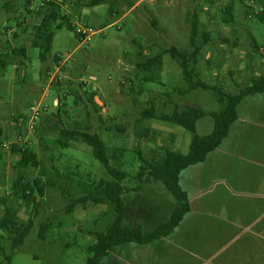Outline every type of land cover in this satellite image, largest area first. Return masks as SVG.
<instances>
[{"label":"rangeland","instance_id":"1","mask_svg":"<svg viewBox=\"0 0 264 264\" xmlns=\"http://www.w3.org/2000/svg\"><path fill=\"white\" fill-rule=\"evenodd\" d=\"M136 1L138 0H104L95 5L96 8H91L97 11L98 19L84 13L79 16L81 11L73 9L78 16L70 15L69 19L75 17L80 25L89 26L97 32L88 42H83L73 30L61 25L54 31L51 49L45 61L39 58L38 48L35 46L27 47L25 59L23 56L14 58L0 54V61L4 63H18L23 59V64L16 71L12 64L3 66L0 63V80H10L13 73L16 76V82L3 83L6 92H0V199L11 191L17 195L21 187L17 185L21 182L20 179L28 181L38 177L45 183V194L39 207L34 208L32 203L19 201L14 195L10 197L9 202L14 206L17 222L24 224L31 218L33 227L19 242L17 249L12 248L8 235L0 231V264H85L86 258L91 255L85 247L40 238V224L76 222L82 228H87L91 221H95L92 227L94 232H103L113 219L114 207L110 201L91 204L83 210L76 207L73 213L62 211L71 203L70 196L80 195L77 183H81L82 188L86 184L92 186L99 180L107 179V176L99 161L92 156L91 148L81 140H69L67 147L61 146V141L66 140L60 135L61 129H82L87 125L99 127L96 132L105 145L107 156L115 154L112 164L134 174L138 167L134 149L144 150L143 146L147 142L158 146L163 142H170L167 134L144 127L163 126L192 138L190 131L177 124L140 118L139 112L148 108L150 101L154 105L163 101L165 106H157V112L166 113H170L174 109L171 106L178 102H194L198 108L210 112L219 111L223 107L224 104L216 100L211 90L198 88L185 95L177 93L175 89L184 88L186 84L180 67L168 53L162 55L161 69L155 68L153 73L136 67V63L170 46L191 51L189 15L192 12L199 17L200 34L196 44L203 46L206 42H203L202 34H208L207 43L213 40L210 44L217 46L206 48L212 54H200V51L197 54L193 69L199 79L216 84L232 94L249 83L251 78L264 72H258L260 66L264 68V51L261 52L253 43L255 40L264 46V23L255 16L264 15V0H171L169 4L163 0H140V4L130 10V6ZM228 4H232L231 21L224 19L223 10ZM111 5L113 12L110 13L107 7L110 8ZM153 21L156 23V30L151 23ZM10 25L17 28L13 19ZM222 45H226V48L222 49ZM54 56L60 59V73L64 83H67L65 87L48 84L49 76L54 70L53 65L59 64L57 59L52 61ZM149 77L153 81L147 80ZM121 80L125 83L121 84ZM82 84L84 89L80 92ZM62 92H66V96H62ZM91 92L104 103L108 112L101 115L98 109H94L89 103ZM56 94L61 95L64 106H52V100L57 98ZM43 104L48 112L36 120L34 131L24 139L27 120L31 115L29 106ZM181 106L176 108L180 109ZM14 117L24 120L21 128L23 137L17 135L20 128L15 125ZM138 119L139 122H136ZM203 121V124L197 122L196 131L210 132L211 119ZM118 125L125 126L127 131L118 134ZM135 128L140 129L138 134ZM17 139L18 143H13ZM122 140L125 141L121 146L124 151L117 148ZM2 144L7 146L3 147ZM13 146L30 148L35 153L38 165L17 167L19 152L11 151ZM160 151V147L156 151L148 149L144 156L158 157ZM187 152L188 148L180 151L183 154ZM125 182L130 186L140 183L132 177L125 179ZM46 184L52 186L46 188ZM161 185L165 195L174 202L164 184ZM165 203L162 200L164 208ZM75 206L79 204L73 208ZM78 216L82 219L79 220Z\"/></svg>","mask_w":264,"mask_h":264},{"label":"crops","instance_id":"2","mask_svg":"<svg viewBox=\"0 0 264 264\" xmlns=\"http://www.w3.org/2000/svg\"><path fill=\"white\" fill-rule=\"evenodd\" d=\"M25 1L27 0H0V54L15 58L17 56L15 49L20 46L24 48L23 59H25L27 47L34 46V31L41 23L45 9L35 11L29 9L28 5V9H26V6L23 5ZM56 1L61 4L62 10L73 11L75 9L81 11L79 16L84 13L95 19L99 18L97 11L91 9L97 6L88 5L89 0L86 2L80 0ZM163 2L169 4L171 0H163ZM27 3L29 4V2ZM139 4L140 0L132 4L129 9L132 10ZM24 9H26L25 12ZM107 10L110 13L113 12V6L107 7ZM21 12L24 13H22L23 17H20ZM67 14L68 16L77 15L75 12ZM12 19L15 20L17 28L10 25ZM210 43L206 42L200 47V54L202 52L212 54V51L206 50V48L217 46ZM253 43L258 46L261 52L264 51L263 45L256 43L255 40ZM225 48L226 45H222V49ZM213 54H215L214 51ZM23 59L18 63L16 61L4 63L2 60L0 63L3 66L12 64L13 70L16 71L23 64ZM55 59L57 57L54 56L52 61ZM262 70L264 68L260 66L258 72H262ZM259 74L251 79H256L263 73ZM8 81L16 82L14 73L10 80H0V92H6L3 83ZM80 86L79 91L83 92V84ZM89 101L101 115L103 112H108V109L105 110L104 103L99 101L94 92H91ZM130 102L132 103V100ZM186 103L188 104V102L174 103L171 108L181 110L187 105ZM189 104L194 105L195 103ZM161 105L165 106V103L161 101L158 105H154L150 101L146 109H154L158 116L161 113H166L157 112V106ZM178 106L181 108L177 109ZM146 109L143 108L139 112L140 118H152L141 115L142 111ZM204 112L209 113L210 111L204 110ZM236 114V119L231 123L226 136L218 147L208 153L202 162L190 165L180 172L179 184L189 196V210L183 215L174 230L169 235L148 243H125L114 249L99 264H264V91L242 97L236 106ZM206 118L210 119L208 116L203 117L198 120V124L200 122L203 124V120ZM100 119L102 121L101 116ZM152 119L161 120L159 118ZM136 122H139V119ZM98 128L87 125L78 130L97 134ZM144 128H152L157 132L167 134L170 142L166 144L163 142L160 146L147 142L143 146L144 150H141L143 155H145V150L156 151L159 147L161 154L166 149L180 152L181 149L189 147L191 138L184 133L178 134L163 126ZM144 128L142 129L144 130ZM116 130L118 134L127 131L122 125L116 126ZM134 130L138 134L140 129L135 128ZM123 144H125L124 140L119 141L120 147L117 148L124 151L121 147ZM161 183L154 179L141 181L139 184L131 186L126 182L123 183L125 191L123 193L122 224L124 226H139L144 231H151L169 217L174 202L165 195ZM47 186H52V184H46V188ZM86 186L82 188L81 183H77L80 195L83 194L84 188L87 190L93 188V185L90 184H86ZM143 186L150 188L144 189ZM62 191L65 192V189ZM78 196L72 195L70 198L75 199ZM162 200L166 202V208L163 207ZM44 206L46 207L45 204ZM90 206L91 203L79 204L69 211L73 213L76 207L83 210ZM66 208L62 211H67ZM78 218L82 219L79 216ZM94 222L91 221L87 228H82L79 223L75 224L76 222L67 224L48 222L43 238L55 243L76 244L86 248L93 242L92 232L94 230L92 227Z\"/></svg>","mask_w":264,"mask_h":264},{"label":"trees","instance_id":"3","mask_svg":"<svg viewBox=\"0 0 264 264\" xmlns=\"http://www.w3.org/2000/svg\"><path fill=\"white\" fill-rule=\"evenodd\" d=\"M103 1L89 0V5L95 6ZM27 2L28 0L23 4L26 6V9H28ZM26 9H24V12ZM44 9L45 13L41 23L34 31L35 38L33 41V45L38 48V56L42 61L46 60L50 52L54 31L61 25L71 29L67 14L62 10L61 4L56 0H47ZM231 10L232 4L225 6L223 10L225 21L232 20ZM22 13H20V17H23ZM255 16L257 20L264 23L263 14H256ZM189 22V46L191 47V51L170 46L147 57L144 61L136 63L138 69L153 73L155 68H160L161 66L162 54L168 53L180 67L182 77L186 84L184 88L175 89L177 93L186 94L198 88L211 90L216 100L224 104L219 111L209 113L204 112L193 104H187L181 110H172L170 113H161L158 116L155 114L154 109L142 111V116L172 122L190 131L192 138L187 153L183 154L166 149L158 157L147 158L136 148L134 153L138 161V167L134 174H131L118 169L112 164L113 156H107L105 145L97 134L80 131L78 129L60 130V135L66 138V140L61 141V146L67 147V141L69 140H81L91 148L92 156L99 161L107 176V179L99 180L94 184L92 190L84 188L82 195L71 200V203L66 208L67 211L71 210L76 204H98L105 201H110L114 207L113 219L105 227L104 231L92 232L93 242L86 247V250L91 255L86 258L85 264H99L114 249L125 243L134 242L144 244L169 235L179 224L183 215L189 210V196L179 184L180 172L190 165L202 162L208 153L218 147L221 140L226 136L231 123L237 117L236 106L242 97L264 91V72L256 79H251L248 85L239 88L237 92L232 94L225 92L216 84H209L199 79L193 69V65L196 63V56L200 51V46L196 44L197 36L200 34L197 13L192 12L189 15ZM151 23L154 29H156L155 22L153 21ZM208 38V34H202L203 42H207ZM15 51L17 52V56H24V48L19 47ZM150 78H147V80L153 81ZM207 116L212 121V129L207 134H200L196 131V124L198 120ZM11 151L19 152L17 167H36L38 165L35 153L30 148H17L13 146ZM129 177L139 182L149 179L159 180L174 198V207L169 217L151 231H144L139 226L127 227L122 224L124 211L123 193L125 191L123 183ZM20 180L21 182L17 183V185L21 186V199L26 204L32 203L34 208L41 206V198L43 197L45 186L42 179L35 177L28 181ZM0 204V231L8 235V238L12 241V248L17 249L20 244L19 242L30 233L33 227L32 219L29 218L26 223L19 224L16 220V211L14 210L13 204H10L9 200L5 198L0 199ZM47 226L48 223L46 222L40 224L38 229L40 238H43L44 230ZM6 259L8 260V257Z\"/></svg>","mask_w":264,"mask_h":264},{"label":"built area","instance_id":"4","mask_svg":"<svg viewBox=\"0 0 264 264\" xmlns=\"http://www.w3.org/2000/svg\"><path fill=\"white\" fill-rule=\"evenodd\" d=\"M28 2H29V5H30L29 8L31 10L39 11L42 8L43 9L45 8V3L47 2V0H28ZM67 16H68V14H67ZM69 26L74 31L75 35L78 36L83 42H88L91 39V37L97 32V31L93 30L89 26L80 25L75 17H72V18L69 19ZM56 62L59 63V64L57 66L53 65L54 70L49 76L48 84L50 86V84L53 83L54 85H61V86L65 87V84L67 85V83H64L65 81L63 80V76L60 73L61 62H60L59 57H57ZM120 83L124 84L125 81L121 80ZM56 89H59V87H57ZM56 95H57V98H54L52 100V106L56 107V108H59L61 105L64 106V104L61 102L62 99H63L61 97V95H58V94H56ZM62 96H66V92H62ZM29 111H30L31 115L29 116V118L27 120L26 135L24 137L21 136V128L23 126V121L24 120L22 118H19V117H14L13 118L14 122H15V125L20 128V133H17V135L19 137H23L24 139H26L27 134H31L34 131L36 120H39L40 116L43 113H47L48 112V108L44 104L43 105H37V106L31 105V106H29ZM19 137H18V139H19ZM18 139H17V142H13V143H18ZM11 144H10V146H11ZM2 146L6 147L7 145L6 144H2ZM13 195L15 197H17L19 201L22 200L21 197H20L21 196L20 192L16 195V193H13L12 191L6 193L5 196H2V198H5L6 200H10L11 199L10 197H12Z\"/></svg>","mask_w":264,"mask_h":264}]
</instances>
